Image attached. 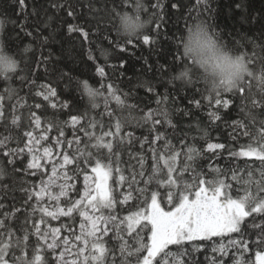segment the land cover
Segmentation results:
<instances>
[{
    "label": "snow or ice",
    "instance_id": "snow-or-ice-1",
    "mask_svg": "<svg viewBox=\"0 0 264 264\" xmlns=\"http://www.w3.org/2000/svg\"><path fill=\"white\" fill-rule=\"evenodd\" d=\"M124 3L138 14L137 19L141 10L147 11L141 0H135L134 3L133 0H124ZM178 3L179 0L173 2L172 8L176 9ZM19 4L23 7L25 0H19ZM201 4L205 10H210L208 0H197V6ZM162 6L161 0L151 5L153 9ZM236 7L240 8L241 5L237 4ZM116 14L120 15L119 12ZM68 15L72 16L73 12L69 11ZM3 24L4 21H0V26ZM68 30L70 33L80 31L85 38L88 36L83 28L74 25H69ZM188 30H191V26ZM212 32L225 46H229L218 33ZM26 34L31 35V33ZM142 42L148 45L150 36L143 35ZM132 43L131 39L127 41V44ZM251 43V52L239 51V58L252 69L247 77L235 88L220 90L218 85H214L215 90L207 89L209 95L204 97L210 100L214 94L215 105L229 109L233 101L221 99V93L227 92L234 96L238 93L243 118L232 121V131L229 136L232 140L238 141L240 136L249 140L247 145L241 146L240 151L227 148L223 143L207 144L206 151L213 154L208 158V169L214 174L211 179L200 165L205 155L203 151L194 144H185L183 140L180 142L183 147L176 149L166 133L156 129L155 126L162 123L157 117H163L164 122L175 128L169 118V110L159 107L168 99L167 93L163 99L157 100V109H149L147 113L136 117L131 115V110L136 106L126 103L129 93L117 94L118 90H114V86L109 84L108 95H105L104 92L90 88L88 83L84 82L83 88L90 98L92 108L98 106L96 103L98 97L104 96L106 109L108 97L115 98L121 115L117 116L114 110L106 111L109 120L116 117L114 132L104 130L102 119L104 114H101V120H90L87 128L80 125L83 117L79 115H70V120L60 126L47 120L42 121L41 116L32 110L33 106L28 105L15 91L7 89L5 93H0V127L4 129L0 132V156L8 158V163L13 165L14 172L21 171L15 167V164L17 159L25 156L28 162L24 165L23 171L35 170L31 175H44L46 173H42L41 170L49 163L52 170V175L47 181L41 179L39 185L31 186L33 189L38 188V191L20 188L21 192L27 194L26 204L33 199L37 201L32 205L29 217L24 223L28 224L31 215L35 212L42 213L39 220L31 221L34 231H29L23 226L17 231L7 222L12 220L15 212L20 209H14L13 213H5L4 217L0 218V264H198L195 254L202 250L206 251V243L214 238H219V242L214 243L212 253H219V257L213 255L210 264H224L222 257L227 254L229 248L239 250L241 256L248 250L250 240L246 227L251 228L255 233L254 243L264 245V42ZM182 45L181 37L178 50ZM115 47L121 52L125 51V47L119 42ZM101 54L107 58L106 51L101 50ZM182 56L187 57V48H183ZM176 59L182 58L176 57ZM43 62L48 63V57H44ZM124 65L125 61L121 60L118 65L111 67L117 70L123 69ZM47 71L45 68V72ZM191 73L192 69L186 65L178 78L188 80V84L199 82L197 76ZM97 74L104 77V68L97 67ZM120 75L124 73L121 72ZM249 80L257 82L259 95L253 93L249 96L246 93V86L248 92H251ZM220 83L223 84L224 81L221 80ZM65 87H72L70 76ZM79 87L80 84L77 82V88ZM136 87L146 88L148 92H155L156 89V85L151 81H145ZM35 95H43V99L47 101L50 96L56 97L57 91L55 88H49L48 94L37 91ZM189 103L197 108L200 107L199 100H189ZM51 107L55 109L58 105L52 103ZM59 107L68 108L70 113L73 111L67 101ZM34 108L41 109L42 105L35 103ZM25 109L28 110L27 116ZM125 109L129 110L128 116L122 115ZM176 111L179 112L181 109ZM184 114L190 113L184 112ZM208 115L213 122L222 118L218 110L210 111ZM130 121H135L137 126L150 124L149 131L154 133L151 139L146 136L139 140V151L132 150L138 138L131 132L121 133L122 126H126ZM44 124L47 125V130H42L39 136L34 135V131L41 130ZM68 125L72 128L71 139L65 136L64 127ZM97 126L100 129L99 134L95 131ZM53 128H59V135L51 138L48 131ZM89 128L93 130L89 131ZM79 132H82L87 140H83L78 135ZM60 137L64 139L61 140ZM42 141H54L53 147L60 149L56 155L61 158L54 160L52 148L43 146ZM157 141H163L162 148L157 147ZM65 142L68 149H72L75 144L74 151L64 150ZM37 145L42 147V156L36 154ZM145 145H148L147 151L144 150ZM126 148L127 167L123 160ZM225 150L228 151L229 158L237 162L230 168L214 166L212 161L216 157L223 156ZM104 152H106V162L104 157L97 155ZM149 152L152 154L150 167ZM239 158L246 159L241 161ZM93 161H95L94 166ZM20 162L23 163V160ZM69 165L74 167L70 169L67 167ZM6 175V170L0 168V180ZM81 175L83 176L82 191L77 188ZM110 179H115V183L121 188L127 185V191L119 201L109 185ZM58 180L61 182L57 183ZM21 183L28 182L22 180ZM153 185L155 188L152 187ZM8 187L7 184H0V188L5 191ZM73 192L78 198H72ZM45 197L49 202H54V208L52 203L42 206L41 202ZM137 200L140 203L135 212L124 217L116 213L118 203L128 204L129 201ZM3 207L4 205L0 204V208ZM76 213L81 218L78 233L72 224L41 228V225L45 224L43 217H50L52 220L67 217L73 221ZM249 217L252 218L251 224L247 219ZM257 220L259 222H256ZM62 231L66 234H62ZM109 233L112 235L110 236ZM231 234H238L239 238L231 239ZM33 236L36 238L34 246L31 244ZM225 238H228L227 244L224 243ZM110 241L114 242V246L110 245ZM41 252L43 254H40ZM49 253L51 260H48ZM256 261L257 264H264V253L257 251ZM235 264H243L242 259L236 260Z\"/></svg>",
    "mask_w": 264,
    "mask_h": 264
},
{
    "label": "trees",
    "instance_id": "trees-1",
    "mask_svg": "<svg viewBox=\"0 0 264 264\" xmlns=\"http://www.w3.org/2000/svg\"><path fill=\"white\" fill-rule=\"evenodd\" d=\"M134 2L135 0H133ZM156 2L157 0H143L147 11L141 10L139 14L148 19L149 23L144 32L137 36L141 37L138 39L137 37L124 38L117 32L119 16L116 13L133 11V8L125 4L124 0H25L23 7L20 6L19 0H0V21H4V24L0 26V43H3L6 50L15 55L19 62L15 74L0 80V93H5L7 89L15 91L19 97L25 99L28 105L33 106L32 110L41 116L42 121L47 120L60 126L70 120V115H79L83 117L80 120V125L87 128L90 120H101V114H104L102 117L104 130L113 132L115 131L116 117L114 116L109 120L106 111L114 110L117 116L121 115L115 98L108 97L106 109L104 96L98 97L96 101L98 106L92 108L90 98L83 88L84 82H87L90 88L104 92L105 95H108L107 86L109 84L114 86V90H118L117 94L129 93L126 103L136 106L131 110V115L136 117L147 113L149 109H157V100L163 99L167 93L168 99L164 100L159 107L169 110V118L175 128L164 122L163 117H157L161 119L162 123L156 125V129L165 132L176 149L183 147L180 143L183 140L185 144H194L203 151L205 155L200 161V165L208 173V178L211 179L214 174L208 169V158L212 157L213 154L206 151L208 143H223L227 148L236 151H240L241 146L249 143L246 137L240 136L237 141L232 140L229 136L232 131V121L243 118V113L240 112L241 99L238 93L234 96L231 93L222 92L221 99L233 101L229 109H223L222 106L215 105L216 97L214 94L210 100L204 99L209 93L202 81L199 80L194 84L182 82L178 77L186 65L189 67L190 62L187 58H183L182 47H179L178 50L179 40L194 21L200 20L207 24L211 31L218 33L220 38L230 47L238 49V53L239 51L251 52L252 41L258 44L264 42V0H208L210 10H205L203 4L197 6V0H179L176 9H173L171 5L177 0H161L163 6L159 9H153L151 5ZM237 4H240L241 7L237 8ZM69 11L73 12L72 16L68 15ZM254 17L255 20H253ZM69 25L83 28L88 33L87 38L81 35L80 31L70 33ZM26 33H31V35ZM145 34L150 36L148 45L142 42V36ZM9 37H13V39H9ZM129 39L132 40V44H127ZM117 42L125 47L124 52L115 47ZM101 50L108 53L107 58L102 56ZM44 57H48V63L43 62ZM176 57L182 59L178 60ZM121 60L125 61L124 68L114 70L111 65H118ZM97 67L104 68V77L97 74ZM45 68H47V72H45ZM121 72L124 75H120ZM65 73L67 75H63ZM69 76L72 78V87L66 88L65 85L68 83ZM174 77L177 79H173ZM145 81H151L156 85L155 92H148L146 88L136 87ZM77 82L80 84L79 89ZM248 82L251 83V92H248L246 86V93L249 96L253 93L259 95L257 82L254 80ZM102 84L103 87H101ZM49 88L56 89V97L50 96L49 100L45 101L43 95H35L37 91L46 95ZM193 99L200 101L199 108L189 103V100ZM65 101L72 107L71 113L68 108L59 107ZM13 103L15 102L13 101ZM35 103H40L42 108L35 109ZM52 103H56L58 107L52 108ZM10 107L11 105H9ZM177 109H181V111L177 112ZM217 110L222 118L213 122L208 113ZM24 111L27 116L28 110L25 109ZM184 112L190 114L185 115ZM122 115L128 116L129 110L125 109ZM150 127V124L137 126L135 121H130L126 126H122L121 133L131 132L137 137L138 140L132 146V150L139 151V140L146 136L151 139L154 135V133H150ZM42 130H47L46 124L41 130H35L34 135L39 136ZM88 130L92 131L93 129L89 128ZM2 131L4 129L0 127V132ZM64 131L65 136L71 139V126H65ZM95 131L100 133L99 126ZM205 132L207 133L206 136ZM48 135L51 138L57 137L59 128L48 131ZM78 135L83 140H87L82 132H79ZM60 139L63 140L64 137H60ZM53 143L54 141H42V145L46 147H53ZM162 145L163 141H157L158 148H162ZM35 148L42 149L39 145ZM147 148L148 145H145L144 150L147 151ZM63 149L72 152L75 149V144L72 149H68L65 142ZM93 151L95 152V150ZM97 155L104 157L106 162V152ZM151 155L149 152V167ZM239 159L243 161L246 158ZM21 160L23 163L20 162ZM123 160L126 162L125 167H127V148ZM27 162L26 156L17 159L15 167L21 171L14 172L13 165L8 163V158L0 156V168H4L7 172V175L0 180V184L9 186L7 191L0 188V204L4 205L3 208H0V218H3L5 213H13L14 209H20V211L15 212L12 220L7 221L17 231L22 226L27 227L29 231H34L31 221L39 220L42 217V213L37 211L31 215L28 224L24 223L29 217L32 205L37 201L33 199L26 204L27 194L21 192L20 188H29L35 192L37 188L33 189L31 186L39 185L41 179L45 180L50 169L46 165L45 170H41L42 173L46 174L33 176L31 172L35 170L23 171ZM236 162V160L229 158L226 150L223 156L216 157L212 161L214 166L218 165L221 168H230ZM94 163L95 161H93V166ZM132 163L135 162L132 161ZM67 167L71 169L74 166L69 165ZM241 167H243L242 163ZM125 174L127 175V173ZM22 180L28 183H21ZM82 181L83 176L81 175L77 183L79 190L82 189ZM109 185L114 190L117 201L127 191V185L121 188L115 183V179H110ZM152 187L155 188V185ZM71 196L73 199L78 198L75 192ZM233 197L235 198V188L233 189ZM139 203L138 200L129 201L128 204L118 203L116 213L120 217H124L135 212ZM41 204L48 206L46 201H42ZM43 219L45 224L41 225L42 229L60 227L62 224H72L73 228L76 229L80 216L76 213L73 221L67 217L59 220H52L50 217H43ZM247 219L251 224L252 218ZM246 231L249 233L250 240L247 252H243L241 256V252L238 250L237 255H233L231 252L227 256H223L224 264H235L238 260L237 256L242 261L248 260L249 263L255 264L254 256L257 251L264 250V245L254 243L256 235L251 228L246 227ZM62 233L65 232L62 231ZM238 238V234H231V239ZM224 240L228 241V238ZM35 243L36 238L33 236L31 244L34 246ZM109 243L114 246V242L110 241ZM209 243H206V251L202 250L195 254L198 264H210L213 255L219 257V253H212V247ZM29 255H32L31 249ZM51 259L49 253L48 260Z\"/></svg>",
    "mask_w": 264,
    "mask_h": 264
},
{
    "label": "clouds",
    "instance_id": "clouds-1",
    "mask_svg": "<svg viewBox=\"0 0 264 264\" xmlns=\"http://www.w3.org/2000/svg\"><path fill=\"white\" fill-rule=\"evenodd\" d=\"M143 3V0H141ZM135 11L121 13L117 19V32L124 38H135L146 29L149 21L139 14L137 19ZM183 48H187V60L192 73L202 81L207 89L215 90L218 85L220 90L238 87L242 79L252 71L250 66L242 61L240 54L224 43L210 30V27L200 20L191 24L182 36ZM19 62L15 55L8 52L0 43V80L7 79L15 74ZM184 83L188 80L180 78ZM221 80L224 81L221 84Z\"/></svg>",
    "mask_w": 264,
    "mask_h": 264
},
{
    "label": "rangeland",
    "instance_id": "rangeland-1",
    "mask_svg": "<svg viewBox=\"0 0 264 264\" xmlns=\"http://www.w3.org/2000/svg\"><path fill=\"white\" fill-rule=\"evenodd\" d=\"M50 148H52L53 153H54V157H53V159H54V160H59L61 157L58 156V155H56V153L59 152L60 149L55 148V147H50ZM38 151H39V153H36V154H37L38 156H42V154H43L42 149H40V150L38 149ZM38 151H37V152H38ZM41 163H43V161H41ZM48 166H49L50 169H49V173H48V175H47L45 181H47L48 178H49V176L52 175L51 163H49ZM42 170H45V168L42 169ZM89 173H90V172H89ZM60 182H61V181H59V180L57 181V183H60ZM81 188L83 189V181H82V187H81ZM82 189H81V191H82ZM38 190H39V189L37 188L36 191H38ZM71 194H72V193H71ZM44 201L48 202V204H49V203H52V204H53V208H54V202H49V201L47 200L46 197H45ZM53 208H50V210H53ZM61 218H63V217H61ZM80 222H81V218H80V221H79V223H78V225H77V228L74 229L77 233L79 232V224H80ZM62 234H66V232H65V233H62ZM109 235L111 236L112 233H109ZM211 241H212V242H211ZM209 242H210V243H209ZM215 242L218 243V242H219V238H214V240H210V241H208V243L211 244L210 247H212V248H213ZM224 243L227 244V241L224 240ZM231 252H232L233 255H234V254L237 255L238 250L235 249V248H229V249L227 250V254L224 255V256H227V255H228L229 253H231ZM246 252H247V251H245L244 253H246ZM260 252L264 253V250H262V251H260ZM237 257H238V259L240 258L239 256H237ZM240 259H241V258H240ZM254 263L257 264V261H256V254H255V256H254ZM243 264H251V263H249L248 260H247V261H243Z\"/></svg>",
    "mask_w": 264,
    "mask_h": 264
}]
</instances>
